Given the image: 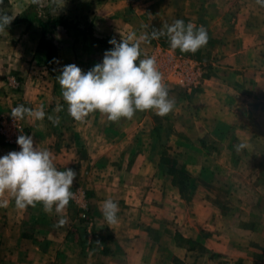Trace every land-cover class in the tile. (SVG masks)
<instances>
[{"label": "crops", "instance_id": "0c3cea01", "mask_svg": "<svg viewBox=\"0 0 264 264\" xmlns=\"http://www.w3.org/2000/svg\"><path fill=\"white\" fill-rule=\"evenodd\" d=\"M29 2L3 7L14 19L0 33V125L19 104L43 105L60 123L29 117L20 131H0V156L19 150V135H32L60 170L77 171L73 188L87 191L89 221L80 222L70 201L67 225L55 228L59 217L41 204L19 210L12 201L0 208V264H264V7L256 0ZM167 13L207 29L201 84L169 90L175 104L163 117L138 111L114 123L97 111L79 123L68 115L57 81L63 67L87 72L113 47L93 37L139 35ZM45 18L81 31L50 29ZM43 34L55 46L50 64ZM153 46L143 44L141 58ZM58 104L64 110L54 113ZM240 142L247 147L237 152ZM107 198L119 203L112 225L101 211Z\"/></svg>", "mask_w": 264, "mask_h": 264}, {"label": "clouds", "instance_id": "9594fccd", "mask_svg": "<svg viewBox=\"0 0 264 264\" xmlns=\"http://www.w3.org/2000/svg\"><path fill=\"white\" fill-rule=\"evenodd\" d=\"M31 2L39 4L40 0ZM54 3L60 7L63 5L61 0H54ZM256 3L264 7V0H256ZM13 19L14 16L0 11V33L6 31ZM161 37L167 38L171 49L191 54L206 46L209 40L203 25L186 24L183 19L166 23L150 34L138 35L133 30L119 41L113 37L108 41L113 47L105 51L101 63L87 72L75 63L67 64L57 77L68 115L83 123L98 111L115 123L122 118L131 120L138 111L152 110L161 117L169 114L175 100L169 96L157 59L154 56L141 58L142 45ZM63 110L64 105L58 104L53 111L59 113ZM11 116L16 121L29 117L43 121L47 116L54 126L60 123V117L47 114L43 105L32 108L19 104L11 109ZM16 143L19 150L0 156V208H8L12 201L19 210L41 204L46 214L59 217L53 225L55 228L66 226L69 219L66 209L75 197L72 188L77 171L67 166L60 170L53 152L38 147L32 135L21 134ZM235 147L240 152L247 144L240 142ZM101 211L108 225L118 222V201L105 199Z\"/></svg>", "mask_w": 264, "mask_h": 264}, {"label": "built area", "instance_id": "2783aa9c", "mask_svg": "<svg viewBox=\"0 0 264 264\" xmlns=\"http://www.w3.org/2000/svg\"><path fill=\"white\" fill-rule=\"evenodd\" d=\"M147 56H154L157 59L159 70L163 73L164 82L168 89H180L185 92H190L198 87L204 80L206 73L204 64L193 55L180 53L173 50L169 45L154 44L152 49L148 51ZM13 86L17 85V81L13 79ZM20 131L22 129L21 120L16 121L10 116L7 120L1 123L0 131L5 136L8 130ZM72 191L75 197L72 203L77 211V216L81 223L89 221L88 196L86 189L81 186H75Z\"/></svg>", "mask_w": 264, "mask_h": 264}, {"label": "trees", "instance_id": "16d2710c", "mask_svg": "<svg viewBox=\"0 0 264 264\" xmlns=\"http://www.w3.org/2000/svg\"><path fill=\"white\" fill-rule=\"evenodd\" d=\"M44 24L49 25V28H53L56 26H62L69 32L80 33V28L70 20L63 18H45ZM102 46L108 47L110 44L107 40L94 38ZM41 45H43L47 49V64H50L52 61V56L54 54L55 46L52 42L45 40L44 34L41 37ZM168 165L170 166V170L173 173L177 174V179L181 181V178L185 177V173L182 169V165L178 163L176 160H167ZM185 179V178H184Z\"/></svg>", "mask_w": 264, "mask_h": 264}, {"label": "rangeland", "instance_id": "374dc122", "mask_svg": "<svg viewBox=\"0 0 264 264\" xmlns=\"http://www.w3.org/2000/svg\"><path fill=\"white\" fill-rule=\"evenodd\" d=\"M6 3H7V0H3V4H0V11H3V7L6 5ZM34 5L35 4L32 3L31 0H30L29 6L32 8ZM29 16H30L29 18L31 19V17H32L31 11L29 13ZM172 20H173V17L171 16V13H169V14L167 13L166 16H163L162 21L160 20L161 22L159 21V19H158V21L157 20L154 21L147 32L150 34L153 29H160L166 23L167 24H171L172 23ZM151 42L153 44L169 45L168 40H167L166 37H161L159 40H153ZM209 43H210V40H208V43H207L206 46H204L201 49H199L195 54L185 53V54L193 55L195 58H198L199 60H201L203 62V64H204L206 74H207L208 65H209V62H208V44ZM2 50H4V49L2 48ZM176 50L178 52H180L178 49H176Z\"/></svg>", "mask_w": 264, "mask_h": 264}]
</instances>
